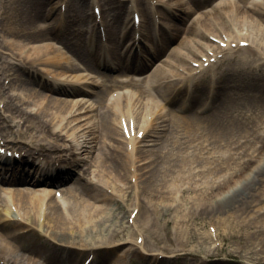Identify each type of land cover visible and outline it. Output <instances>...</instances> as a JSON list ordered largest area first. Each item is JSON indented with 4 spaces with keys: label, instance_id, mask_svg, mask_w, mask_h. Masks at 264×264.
Listing matches in <instances>:
<instances>
[{
    "label": "bare ground",
    "instance_id": "bare-ground-1",
    "mask_svg": "<svg viewBox=\"0 0 264 264\" xmlns=\"http://www.w3.org/2000/svg\"><path fill=\"white\" fill-rule=\"evenodd\" d=\"M137 1L133 6L143 9ZM207 1L209 0L195 1L193 8L186 9V15L181 11L182 6L185 7L183 2V4L178 2L177 5L173 2L164 4L169 13H162L161 28L164 30L163 34L165 33L163 41L174 44L166 47L163 61L154 63L156 67L153 70L146 74L148 66L139 70L142 74L140 80L125 81L118 75L100 71L99 57L101 55L99 52L97 54V51L91 55L88 51L91 50L92 45L83 37L88 29L85 27L87 23L79 24L76 19L65 20L67 12L76 15H96L94 10L91 12L90 5L92 2L98 3V0L91 3L88 0H0V33L4 35L3 37L0 34L2 37L0 38V65L3 64L0 70H4L0 72V94L5 87L7 88L4 81L6 78L10 79V83L17 84L23 91V94L14 93L6 96L4 106L10 112L20 116L25 124L28 123V126L33 127L40 134H46H31V142L35 147H23L27 154L45 155L49 158L46 172L37 166L35 168L32 166L31 170L27 171L21 167L20 163L16 165L15 158L6 157L0 160V164L6 166V171H0V189L3 192L7 191L8 197L11 198L8 201L0 193V206L3 207L0 209V264H20V262L41 264L40 259L43 264H53L54 259H50L41 251L40 241H44V244L50 248L65 253L68 260L77 261L81 258L83 260L85 255H93L90 264H110L115 256L118 257L119 262H123L128 254L137 255L142 259L149 257L152 259V264L155 262L174 264V256L160 258L157 253L147 255L136 242L130 247H126L122 240L113 242V237L125 234V230L130 226L113 229L110 238H106L104 232L110 225L112 226V224L107 226V223L113 222L116 215L111 218V215L98 203L115 200V196L106 193L104 187L118 178L131 177V181L137 187L136 196L132 200L138 209L133 217L134 230L129 237L134 238L135 234L137 242L141 239L142 248L148 246L154 249L156 243L148 241L145 231L148 225L155 227L154 220L164 213V209H170L169 205L159 209L156 205L157 201L153 204L146 198L158 197L160 200H169L173 199L179 190L186 192L184 200L189 196L188 192L196 195L195 201L193 200L194 207L197 209L196 214L213 218L214 215L217 216V219L210 221L215 226V235L209 231L201 233L198 228L190 224L184 226L182 234L188 233V237H193L196 233L202 240L191 246L206 243L211 249L212 245L216 246L218 243V238L213 237L219 234V230L221 231L224 227L230 230L239 229V226L229 222L230 220L235 221L237 215L227 214L237 213L231 211V209H237L243 210L239 217H245L242 215L251 208L254 196L251 193L240 198L239 201L232 202L237 192L225 198H223V193L238 179H246L244 186L256 188L264 181V165L254 170V176L243 178V172L254 163V157L249 156L244 163L231 171L226 164L229 165L234 158L226 154L228 149L224 146L235 144L240 149H245L249 148L248 146L252 148L253 143L257 142L256 144H261V146L255 147L254 152L261 153L264 149V134L261 132L264 126V115H262L264 101L259 103L251 94L257 91L264 95V75L244 78L243 82L238 85L232 82L235 80L231 79V72L225 71L221 73L220 78L217 77L218 86L214 95L207 96V88L205 91L204 86L199 84L188 95V100L185 99L186 92L181 98L182 89H177L175 83L169 84V79L166 77H169V71L175 76L180 75L171 66L176 62L180 52L179 43H177L179 33L185 30L187 34L185 41L191 34L198 37H209L206 32H210L211 27L221 34L218 18H224L229 25L239 24L241 31L236 39L239 42L246 40L247 45L239 46L241 52L235 58L243 71L251 63L250 61L254 60L253 54L257 57L258 54L264 56V3L260 4L256 1L248 3V0H240L239 5L224 4L221 7H228L225 10L220 12L216 8L213 11L204 12L190 26L183 27L182 23L186 21L187 15L193 9L202 7ZM172 3L174 5H171ZM152 4L156 3L152 1ZM157 4L153 8L155 14L158 13ZM62 5H66L65 11L62 10ZM96 6L100 7L98 4ZM126 9L127 3L120 4L109 0L106 4L102 3L100 15L105 18L109 31L114 32L116 29V25L110 20L115 21L116 19L117 23L120 22L118 20ZM53 13H57L59 17L52 18ZM150 17H152L151 12ZM48 18L46 24L41 23ZM145 19L144 17L142 20L145 21ZM54 20L57 24L53 22ZM136 27L140 28V25ZM244 29L246 31H243ZM8 36L12 39L7 40ZM64 36L66 40H62V44L68 50L66 52L50 43L41 44V42L61 39ZM124 36L118 34L120 40L125 39ZM146 38L155 40L156 36ZM37 42L40 44L35 45ZM231 44L230 42V47ZM3 49L8 50V55L14 56L18 63H12L8 56L4 59L6 52ZM7 62L9 66L2 69ZM119 62L121 63L122 60ZM150 63H153L152 59ZM80 65H83V68L89 72L99 73L103 82H109L106 88L114 87L111 93L118 90L115 88L118 85L120 89L127 84L137 87L138 91L134 94L121 92L115 98L106 99L108 92L106 93L105 88L98 91L88 89L89 85H98L97 81L90 80L88 75L77 76L76 80L84 81L79 83L49 82L39 75L41 72L39 66L54 68L60 71L58 75H65L77 71ZM108 67L118 70L120 75H123L124 69L127 68L124 64H121L122 70L114 68L115 65H108ZM24 73H27L29 78L24 77ZM145 84L156 85L157 95L146 89L143 86ZM221 86L222 89H220ZM238 87L239 90L235 96L230 93L234 96L232 101L222 98L221 94L226 89L230 91ZM221 90L223 92H220ZM89 96H94V98ZM36 98H40L39 103L32 111L23 108L20 104V102L22 104L33 102ZM45 100L46 103L43 102ZM107 100V104L103 105ZM161 100L168 108L160 103ZM205 100L208 102L206 109L203 107ZM204 110L211 111L203 113ZM92 112L93 114L87 117ZM66 113L71 116L64 123ZM74 121H78L76 128L84 126L83 137L71 145L64 144L61 142L63 135L60 131L66 130L68 125ZM123 122L129 130L134 128L129 145L116 137L120 135L121 129L123 130ZM15 125L18 126V123ZM114 140L116 144L113 143ZM62 148L68 152L67 159L70 167L59 169L57 164H52L54 163L52 160H54L53 157L55 159L59 157L56 152ZM93 149L97 151V154H94L92 161L86 160L82 174H75L71 166L78 160H72L70 156L74 155L76 150L93 152ZM209 153L211 155H208ZM25 162L29 163V160L26 159ZM52 170H58L55 176L47 172ZM92 171L93 173L100 172L98 178L102 183L96 184L88 177ZM69 179L73 183L65 185L64 188L67 202H62L55 195L52 196L51 193L46 192L45 189L57 187ZM180 182L181 184L187 182L188 185L179 187ZM74 184H79L83 188L84 198L79 197L75 192L72 186ZM55 189L56 192L59 190V188ZM127 195L131 196L132 190H128ZM180 203L184 204L183 201ZM11 205L20 216H13L15 214L11 212ZM118 207L123 213L120 219L125 218L128 207L123 204H118ZM262 209L255 212V216L247 220L248 223H245L243 227H249L251 223H256L258 220L264 221ZM43 225L52 229L53 238L37 229ZM11 228L27 230L35 237L23 243L20 237L24 235H17ZM259 231H261L259 235H264V222L261 229L255 233ZM10 239L16 241L18 246ZM186 241L190 239L187 238ZM254 241L252 245H248V249L254 250L256 256L250 255L251 252L247 249L244 257L251 263H259L262 258L258 256L264 254V246H261L257 240ZM18 248L23 253L18 254ZM194 254L195 258L200 255L197 251ZM132 264L143 263L133 260ZM191 264L223 263L208 261L205 258Z\"/></svg>",
    "mask_w": 264,
    "mask_h": 264
},
{
    "label": "rangeland",
    "instance_id": "rangeland-1",
    "mask_svg": "<svg viewBox=\"0 0 264 264\" xmlns=\"http://www.w3.org/2000/svg\"><path fill=\"white\" fill-rule=\"evenodd\" d=\"M92 1L95 0H88L89 3H91ZM109 1H115L116 3H127V9L123 11L124 15L122 18H124V20H126V23L132 22V17H133V13L136 11L138 13H140L141 16L146 17V20L142 23L143 27H141V29L143 30V33H147V31L149 30V28L152 25V22L154 21L155 23L160 25V22H162V13H169V11L164 7V4H169L171 2H173L174 4H178V2H180L181 4H183V1H187V0H109ZM135 1H137V3H140L139 6H142L143 9H137L135 8L134 3ZM152 1H154V3H158L157 4V12L155 14V10L153 8H155L156 4H152ZM183 2V3H182ZM102 3L106 4L108 3V0H98V3L92 2L90 5V10L91 12H93L94 10V6L96 4H98L100 7L102 5ZM171 5H174V4ZM190 3V2H189ZM211 3H209L208 5H206L205 7L195 11L196 9H194V11L191 12V14L187 15V19L186 21L182 24L184 27L190 25L193 20H195V18H197L198 16H200V14L202 13V11H207L209 9H212V5H210ZM193 6V4H188L185 3V7L184 5L181 8V11L183 12V14L186 15L187 13V6ZM63 9L66 8V5L62 6ZM99 7V8H100ZM224 9V8H223ZM222 8H219V11L223 10ZM160 11V12H159ZM212 11V10H211ZM150 12H151V16L150 17ZM72 13V12H71ZM159 14V16H158ZM70 17H75V16H71L70 14H67ZM73 15V14H72ZM58 14L57 13H53V15L51 16L52 18H57ZM219 16V15H218ZM149 18V19H148ZM155 18H159L158 21ZM1 19V17H0ZM49 20L46 19L45 22L41 21V23L46 24V22ZM54 23L57 24V22L54 20ZM218 27L221 30V34L216 32L214 27H211L210 32H206L209 37H203L200 36L198 37L195 34H192L190 36V38H187V42H183V46H182V60H184V58L189 57L191 55H197V56H204L205 57L208 56V54L211 56H213L215 54V51L218 50L219 47H221L222 49H224L223 51L221 50V53L223 56H221V60L217 61L214 65V67H208L205 70L201 71L199 73V75H197L196 77L192 78H188V80H183L181 82H178L177 79L172 80L169 82V84H174L177 83L178 86H181V89L183 90H187L189 91L190 89H192L193 87L197 86V85H203L205 87H209V90L213 91L216 89L215 85L213 82H211L212 80H214L216 77L220 78V75L222 72H231L230 77H232L231 79L235 80L232 81L234 84H238L241 82H243L242 80L244 78H248L250 76H260V75H264V59L260 58L257 59V57L254 56V54L252 55L254 60H251L250 64L247 65V68L244 69V71L241 69V67L239 66V62L237 61V59L235 58L236 55H238L241 51L236 50L238 47L235 46L237 43H239V40L236 39L237 35L239 34V32L241 31L239 29V24L238 23H234L232 25H229L227 23V21L224 18H218ZM232 22V21H231ZM180 23V22H179ZM126 29V31L129 30V28L124 27ZM246 29V28H245ZM243 31H246V30ZM108 33V40L112 41V43L115 45V40L114 38H112V40H110V32ZM133 33V32H132ZM183 33V32H182ZM2 34V33H0ZM181 35V33L179 34V36ZM183 35L185 36L186 33H183ZM2 36L4 37V35L2 34ZM112 37V36H111ZM0 38L2 39V37L0 36ZM7 40H11L12 38L10 36H8L6 38ZM182 39H180L181 43H182ZM236 40V41H235ZM179 41V42H180ZM230 42L232 43L231 45H234L235 48H231V49H227V47L223 46V43H227V46L230 44ZM43 43H50L51 45L56 46L57 48L61 49L63 52H66V49L63 48V46L61 45V43H59V41L57 40H48L45 42H41V44ZM40 44L39 42H37L35 45ZM187 45V46H186ZM6 53L4 55V59L5 57L8 56V59H10V61H12V63H18V60L15 59V57H11L10 55H8L9 51L3 49ZM195 53V54H194ZM199 57H193L192 59H199ZM220 58V57H219ZM233 58V59H232ZM252 58V57H251ZM3 64H1L0 66H2ZM10 65H12L10 63ZM9 66L8 62L4 64L2 69H6ZM184 66H186V70L189 71L191 68L189 67V65L184 64ZM43 66H39V69L41 72L39 73V75L47 80V81H54V82H76L78 83L79 81H77V76H83L86 73H88V71H85L84 68L79 67L78 71H74L72 74L68 73L65 75H58L57 73L60 72L54 68H47V67H43ZM36 69V68H35ZM101 71H103L102 68H100ZM4 71V70H0ZM112 73V72H111ZM190 73V72H189ZM28 74L24 73V77H27ZM186 76V78L189 76L187 74H184ZM76 76V77H75ZM91 79L90 80H97L101 83V86H96L95 84L89 85L90 88L94 89V90H99L100 88H105L106 89V93L109 92V90H111L112 88H106L104 87L101 78L97 77L96 74H92ZM5 84L7 85V88H4V91L2 92V94H0V145L1 143H3V145H8L10 147V150H17L18 152H21L23 155H25L23 153V151H20L23 149V147H35L33 146V142H31V134H36L39 135L40 132H38L37 130H35L33 127L28 126V123H24V120L10 112L9 110L6 109V107L4 106V103L6 101V96H8L9 94H14V93H21L23 94V91L19 89V86L17 84H12L10 83V79L6 78L5 80ZM232 83V84H233ZM88 87V86H86ZM146 89H148L151 93H154V95H157V90L158 87L155 86H144ZM204 87V89H205ZM220 89H222V86L220 87ZM47 90V89H46ZM130 90H134L133 88H130ZM239 90L238 88H234L233 90L226 89L224 92L223 90H221L220 92H223L221 94L222 98L224 100H230L232 101L233 99V95H236V91ZM206 91V90H205ZM232 93V94H230ZM252 95L259 101V103L264 101V95H262L259 92H252ZM184 93L181 95V98H183ZM44 98V97H42ZM40 99V98H39ZM39 99H35L33 102H29V103H24L22 104L20 102V104L22 105L23 108L32 111L34 109L37 108V103H39ZM203 99V98H202ZM44 100V99H42ZM44 103H46V100L43 101ZM160 103H164V101H160ZM105 104V102L103 103V105ZM162 104V105H163ZM163 105V106H164ZM165 108L167 107L166 105L164 106ZM168 108V107H167ZM166 110V109H165ZM67 114V113H66ZM93 114L90 113L88 114L87 117L91 116ZM264 115V113L262 114ZM69 116H71L70 114L66 115V118L64 119V123H66L67 119L69 118ZM15 123H18V126L15 125ZM78 121H74L71 125H68L66 130L60 131L63 135V141H61L64 144L67 145H71L74 142H76L78 139H82L83 137V133L84 131H82L83 127L81 128H76ZM84 123V122H83ZM264 134V126L263 129L261 131ZM40 135H46L44 133L40 134ZM79 136H81V138H79ZM119 140L122 139L123 142H126L125 144L128 145L129 143V139L128 137L122 132L121 129V133L120 135L116 136ZM152 137V136H151ZM149 137L147 138L148 141ZM49 140V139H48ZM47 141V140H45ZM161 141V140H159ZM146 142V141H145ZM113 143L116 144V140L113 141ZM257 142H254V146L252 148H250V146H248L249 148H245V149H240L239 146L232 144V145H227L224 146V148H227L228 150H226V154L228 155H232V157L234 158V160H232L229 165L226 164L227 168H229L231 171L236 168L239 167V164L244 163L245 160H247L249 158V156L254 157L255 161L254 163L249 166V168L243 172V178L245 177H250V176H254V170L256 168H259V166L264 165V149L262 150V152H254V148L256 147H260L261 144L257 145ZM22 148V149H21ZM98 148V145H97ZM214 151V150H212ZM57 154H59L57 157L56 161L57 163H61V166H66V167H70V164L68 163V152L66 151V149L59 150L58 152H56ZM94 154H97V151L93 149V152H84L83 150H76L75 154L70 156L72 160H78L77 163H73L72 164V171L75 172V174L77 175H81L82 174V168H83V164L84 162L87 161H92V157L94 156ZM208 155H211V153H209ZM4 156V155H3ZM29 157V159H35V161L37 163H40L42 166H44V164H46V159L45 157L42 156H35L36 158H33V156H27ZM64 159V160H59V159ZM148 160V159H147ZM145 160V161H147ZM212 160V159H211ZM222 162V161H221ZM224 162V161H223ZM22 165L23 162L22 160L17 162V165ZM215 163V162H214ZM3 171L5 169H2ZM230 171V172H231ZM100 172H94L92 171V173H90L88 175V177L95 181V183H102L100 181V179L98 178ZM9 176V175H8ZM72 180H67L65 182H63L64 184L66 183H70ZM246 182V179H238L237 182L233 183L232 186L230 188H228L226 190V193L230 191V194L237 192V196L235 198H233L232 202L235 201H239L240 198L244 197L245 195H249V194H253L254 199H252V203H251V208L249 209L248 212H246V214L242 215L245 216L243 217L244 220L241 221V217H239L241 215V212L243 211H239L237 209H231V211H235L237 213H230L227 215H237L235 221L230 220L229 222H232V224L239 226L238 228H234L232 230L224 227L221 229V231L219 230V234L214 236V239L218 238V243L215 246H211L212 248L209 249V245L204 243V244H197L195 245V247L191 246L192 244H195L197 241H202L198 238V236H200L199 234L194 233L193 237H188V233L182 234L183 232V228L184 226H186L187 224H190L192 226H195L196 228H198L199 232L203 233L206 231H209V233L215 235V226L213 227V225L210 223L211 220L213 219H217V216L214 215L213 217H206V215H198L197 213V209H195L194 207V202L196 195L192 192H188L189 196L187 197V199L184 200V197L186 196L185 193L181 192L179 189V192L176 194L173 199H169V200H160V198L158 197H154L153 199L150 198H146L150 203L153 202V204L157 201L156 205L158 206L159 209L164 208L165 205H169L170 209L165 210L164 209V213H161L159 215L158 218H156L155 223V227H152L150 225H148L146 231H145V235L147 236L148 241H153L156 243V245L152 248H148V246H145V248H142V243L139 241L137 242V236L134 234V238L129 237V235L132 234L134 227H133V222L131 219V216L133 215V209L135 207L134 202L132 200V198H135V193H137V187L135 186V184H133V181H131V177H129L128 179L126 178H118L115 179V181H111V183H108L105 185L104 189L105 192L108 193L109 195H114L115 196V200H109L108 202H100L98 203L102 208H104L106 210L107 213H109L111 215V218L113 215H116L113 222H109L107 223V226L109 224H112V226L110 225L106 231L104 232L106 234V238H110V235L112 234V230L113 229H119L120 227L124 226V227H128L125 230V234H122L121 236L118 237H113V242L115 241H121L125 244L126 247H130L133 246V244L136 242L140 245L141 250L145 253H147V255H152L154 254H159V256H176V261L174 262V264H190L193 262H198L199 260L205 259L207 258L208 261H212V262H218V263H223V264H264V254H260L258 257H261L262 259L259 260V263L256 262H249L246 260V258L244 257L245 254H247L246 250L248 249V245H252V241L257 240L259 242V244L261 246H264V235H259L261 233V231H259L258 233H255V231L260 230L261 229V225L264 221L262 220H258L256 223H251L248 226H244L243 225L245 223H248L247 220L249 221L250 218H253L255 216V212L259 211L262 209V211H264V181L262 183H260L256 188H252L250 186L245 185L244 183ZM182 182L179 183V187L180 186H186L188 185V183H184L181 184ZM63 186V184H61ZM130 187V188H129ZM178 187V188H179ZM73 189L76 191V193L78 194L79 197L84 198V194L83 191L81 190L82 187L79 185H73ZM47 193H50L54 191V189H45ZM132 190V195L128 196L127 195V191ZM41 192V191H39ZM43 192V191H42ZM64 194V191H61ZM0 193H4V197L6 199L7 194L5 192H3L0 189ZM225 193V194H226ZM229 194V195H230ZM256 194V196H255ZM6 195V196H5ZM227 196V195H226ZM226 196H223L226 197ZM252 198V197H251ZM256 199V200H255ZM67 201V199L65 200V202ZM135 201V200H134ZM184 202V204H181L180 202ZM2 203V202H1ZM118 204H123L125 205V207H128L129 210H131L129 212L126 213L125 218H121L120 219V215L122 217V214L120 212V208L118 207ZM181 204V205H178ZM236 204V203H235ZM177 207V209H176ZM3 207L0 206V209H2ZM131 213V214H130ZM118 216V217H117ZM223 217H226V215H223ZM212 218V219H210ZM241 218V219H239ZM240 221V222H239ZM244 221V222H243ZM228 222V223H229ZM239 222V223H237ZM226 223V225H230ZM239 224V225H238ZM14 229V232L16 233H22V231L20 232L21 229H15V228H11ZM39 231L41 233H43L44 235L53 238V231L52 229H49L46 225L43 226H39L38 227ZM154 230V232H153ZM128 234V235H127ZM138 234V233H137ZM253 237H251L252 235ZM24 235V236H23ZM20 237L21 238V242L26 243L29 242L31 239H34L35 235L31 234L30 232H26L24 234H21ZM188 239H190V241H186ZM257 238H261V239H257ZM12 240V239H10ZM20 240V239H19ZM13 241V240H12ZM159 241V243H157ZM41 243H39L41 251L44 252V254L48 257H50V259H54V263L53 264H83L84 259L87 257V255H85L83 257V260L81 258V260H77V261H73V260H68L67 256L65 255V253H62L60 251H57L54 248H50L48 246H46L44 244V241H40ZM255 242V241H254ZM13 243L18 246V243L15 241H13ZM184 244V245H183ZM158 245V247H157ZM183 245V246H182ZM161 246H166V247H161ZM168 247V250H166V248ZM178 247V249H177ZM185 248V250H181L182 248ZM192 248H195L194 250H191ZM197 251L199 252L200 255H198V257L195 258V254L194 252ZM250 251V255H255V251L254 250H249ZM187 252V253H185ZM18 254L23 253V251H21L18 248L17 251ZM114 254V253H113ZM239 254V256H238ZM210 255V256H209ZM131 258H133V260H135L136 262L140 261V263L143 264H149V262L152 259L146 258V259H142L137 255H132V254H128V256H126L125 260L123 262H119L116 261V258L113 259L112 261L116 262L115 264H132ZM131 260V261H130ZM150 260V261H149ZM41 264H43V261L40 259ZM118 262V263H117ZM20 264H22L20 262Z\"/></svg>",
    "mask_w": 264,
    "mask_h": 264
}]
</instances>
